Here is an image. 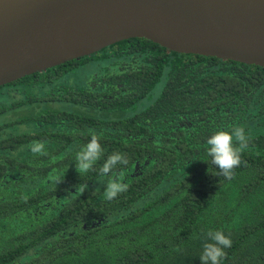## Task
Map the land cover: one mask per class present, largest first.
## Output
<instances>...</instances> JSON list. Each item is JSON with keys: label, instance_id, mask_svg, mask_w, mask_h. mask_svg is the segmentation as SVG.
Segmentation results:
<instances>
[{"label": "trees", "instance_id": "trees-1", "mask_svg": "<svg viewBox=\"0 0 264 264\" xmlns=\"http://www.w3.org/2000/svg\"><path fill=\"white\" fill-rule=\"evenodd\" d=\"M236 126L244 163L215 176L206 140ZM92 133L104 155L80 177ZM113 152L128 163L101 175ZM209 230L232 239L221 264H264L263 65L135 36L0 85V264H201Z\"/></svg>", "mask_w": 264, "mask_h": 264}, {"label": "water", "instance_id": "water-1", "mask_svg": "<svg viewBox=\"0 0 264 264\" xmlns=\"http://www.w3.org/2000/svg\"><path fill=\"white\" fill-rule=\"evenodd\" d=\"M135 36L264 66V0H0V85Z\"/></svg>", "mask_w": 264, "mask_h": 264}, {"label": "clouds", "instance_id": "clouds-1", "mask_svg": "<svg viewBox=\"0 0 264 264\" xmlns=\"http://www.w3.org/2000/svg\"><path fill=\"white\" fill-rule=\"evenodd\" d=\"M250 136L246 134L244 127L236 126L230 131L218 130L210 135L207 140V155L211 158L206 161L209 166H214L216 171H210L213 175L232 179L235 169L241 166L244 161L242 155L248 147ZM30 150L34 155H47L46 147L43 142L34 141ZM104 155V149L100 142V137L92 133L90 140L76 152L74 157L75 168L81 176L94 169ZM127 157L121 152H113L106 159L98 171L101 175L108 176L118 166L126 165ZM128 185L117 179L109 180L104 196L111 201L120 194L126 192ZM232 246V239L222 230H209L205 234V243L199 256L201 264H221L226 256V249Z\"/></svg>", "mask_w": 264, "mask_h": 264}, {"label": "flooded vegetation", "instance_id": "flooded-vegetation-1", "mask_svg": "<svg viewBox=\"0 0 264 264\" xmlns=\"http://www.w3.org/2000/svg\"><path fill=\"white\" fill-rule=\"evenodd\" d=\"M101 71V70H100ZM99 70H94L89 75V81L93 84V87L99 88L100 90L104 89V87L101 86V79H104L102 76V73ZM101 86V87H100Z\"/></svg>", "mask_w": 264, "mask_h": 264}]
</instances>
